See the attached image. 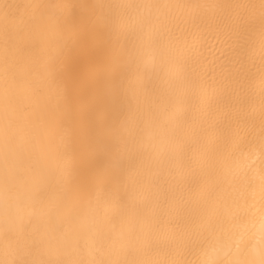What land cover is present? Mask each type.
I'll return each mask as SVG.
<instances>
[{"label": "bare ground", "instance_id": "6f19581e", "mask_svg": "<svg viewBox=\"0 0 264 264\" xmlns=\"http://www.w3.org/2000/svg\"><path fill=\"white\" fill-rule=\"evenodd\" d=\"M262 182L264 0H0V264H260Z\"/></svg>", "mask_w": 264, "mask_h": 264}, {"label": "snow or ice", "instance_id": "6c2138e0", "mask_svg": "<svg viewBox=\"0 0 264 264\" xmlns=\"http://www.w3.org/2000/svg\"><path fill=\"white\" fill-rule=\"evenodd\" d=\"M252 195L255 196V191H253ZM261 203L264 205V182H262L261 185ZM261 219L262 223H264V216H262ZM236 264H239V262L237 261ZM260 264H264V259L260 261Z\"/></svg>", "mask_w": 264, "mask_h": 264}]
</instances>
